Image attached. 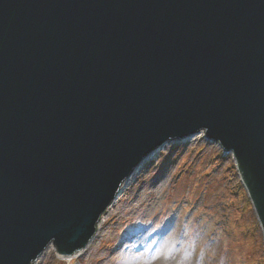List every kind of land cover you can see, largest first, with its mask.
Segmentation results:
<instances>
[{
	"label": "water",
	"instance_id": "water-1",
	"mask_svg": "<svg viewBox=\"0 0 264 264\" xmlns=\"http://www.w3.org/2000/svg\"><path fill=\"white\" fill-rule=\"evenodd\" d=\"M178 171L264 235V0H0V264L74 257L123 184Z\"/></svg>",
	"mask_w": 264,
	"mask_h": 264
},
{
	"label": "rangeland",
	"instance_id": "rangeland-1",
	"mask_svg": "<svg viewBox=\"0 0 264 264\" xmlns=\"http://www.w3.org/2000/svg\"><path fill=\"white\" fill-rule=\"evenodd\" d=\"M150 187L159 191L140 205L138 193ZM125 194L134 207L71 264H264L262 228L242 189L178 171L132 182Z\"/></svg>",
	"mask_w": 264,
	"mask_h": 264
},
{
	"label": "bare ground",
	"instance_id": "bare-ground-1",
	"mask_svg": "<svg viewBox=\"0 0 264 264\" xmlns=\"http://www.w3.org/2000/svg\"><path fill=\"white\" fill-rule=\"evenodd\" d=\"M131 183L123 184L122 189H121L120 193L118 194L117 198L115 199V201L102 214V216H101V218L99 220V223L97 225L98 226L97 236L92 240V242L90 243L89 246H91L96 241V239L101 238V234H102V231H103L102 229L103 228L109 226L110 223L115 220V218H117L119 216H122L125 212H127L128 211V207H134V206L127 205V204H126L127 206L125 205V203H127L128 201H130V199H127V196H126L125 192L128 190V188L131 185ZM151 187L149 189L148 188H145V190H141L138 193L137 201H139L140 205L143 204L144 201L146 200L145 195H150L154 191H156V192L159 191L158 190L159 188L153 190V189H151ZM122 202H124V204H122ZM110 238H111V236H110ZM88 247H87V249H88ZM85 251H86V249L83 252H85ZM94 254H95V252L93 251L92 255H94ZM77 256H78V254H75L74 257L73 256H70V257H67L66 259L71 264L73 262L74 258H76ZM97 259H99V258L96 257V256H94V257L92 256L91 262H93V261H95ZM42 262H43V260L40 261V262H38V263H36V264H40Z\"/></svg>",
	"mask_w": 264,
	"mask_h": 264
}]
</instances>
